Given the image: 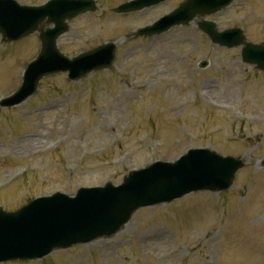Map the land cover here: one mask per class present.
<instances>
[{"label":"rangeland","instance_id":"obj_1","mask_svg":"<svg viewBox=\"0 0 264 264\" xmlns=\"http://www.w3.org/2000/svg\"><path fill=\"white\" fill-rule=\"evenodd\" d=\"M132 1L98 0L99 12L71 21L59 42L70 58L117 42L110 70L76 83L66 74L46 78L23 104L0 107V188L7 187L0 206L17 210L58 191L75 196L83 187L118 186L133 170L175 162L189 149L243 157L247 166L224 193L144 208L111 238L4 264H264V72L242 63L241 48L212 44L195 23L159 37L132 36L185 0L111 11ZM206 19L264 42V0H236ZM39 50L37 36L16 44L0 36V98L18 89Z\"/></svg>","mask_w":264,"mask_h":264},{"label":"water","instance_id":"obj_2","mask_svg":"<svg viewBox=\"0 0 264 264\" xmlns=\"http://www.w3.org/2000/svg\"><path fill=\"white\" fill-rule=\"evenodd\" d=\"M163 1H135L115 11L134 12ZM232 1L187 0L173 14L139 34H161L174 26L188 24L198 16L219 12ZM96 10L93 0H53L40 7L20 6L13 0H0V32L4 37L16 41L39 31L42 41L41 54L29 65L22 88L3 100L2 106L22 103L50 74L69 72L70 78L79 80L93 70L112 66L116 57V45L113 43L73 60L64 56L57 47L58 39L68 31L67 20ZM51 24L56 27L46 29ZM199 25L216 44L229 48L245 45L244 61L264 70V45L247 43L239 29L220 33L212 22ZM244 166L240 158L223 157L208 149L191 150L175 164L158 163L132 173L119 188L83 189L76 198L56 194L32 201L16 213H7L0 208V262L39 259L55 249L111 236L143 207L171 202L196 191H226Z\"/></svg>","mask_w":264,"mask_h":264},{"label":"bare ground","instance_id":"obj_3","mask_svg":"<svg viewBox=\"0 0 264 264\" xmlns=\"http://www.w3.org/2000/svg\"><path fill=\"white\" fill-rule=\"evenodd\" d=\"M48 144H46V146H47ZM34 151H36V150H34Z\"/></svg>","mask_w":264,"mask_h":264}]
</instances>
